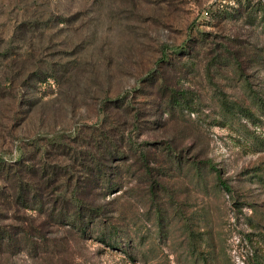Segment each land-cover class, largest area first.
I'll list each match as a JSON object with an SVG mask.
<instances>
[{
  "label": "rangeland",
  "instance_id": "rangeland-1",
  "mask_svg": "<svg viewBox=\"0 0 264 264\" xmlns=\"http://www.w3.org/2000/svg\"><path fill=\"white\" fill-rule=\"evenodd\" d=\"M247 3L264 7L0 0V162L15 175L0 174L14 235L0 264H264V18ZM91 158L101 190L83 183ZM76 189L113 242L55 220Z\"/></svg>",
  "mask_w": 264,
  "mask_h": 264
},
{
  "label": "trees",
  "instance_id": "trees-1",
  "mask_svg": "<svg viewBox=\"0 0 264 264\" xmlns=\"http://www.w3.org/2000/svg\"><path fill=\"white\" fill-rule=\"evenodd\" d=\"M245 6L246 8L244 9L243 12L247 13L248 19L252 20L255 17V15H252V14L256 10H258V12L261 11L262 18H264V7L259 6L257 8V5H249V3H247V5H244V7ZM165 103H166L165 106L168 103H170L171 105L180 106L183 103V96H179L178 94H176V92H174L171 94V97L165 101ZM53 144L56 145L55 143H52V142L50 143V145L54 146ZM167 150H168V147H167ZM91 155L93 154L91 153ZM109 155L111 157H114V153L112 152H109ZM91 160L93 161L95 168L94 169H90V168L84 169L86 171L87 178L86 180L83 181V183L85 184V186H87V185H90V183L94 184L95 182V184H97V186L99 187L97 188L101 190V185H102L103 180H105L104 181L105 187L108 186L109 184L107 183L108 179L106 178V173L102 168L103 166L105 167V165L98 164L97 161H94L93 158H91ZM202 165H203V168H208L215 173H219L218 169H216L209 162L203 163ZM23 169L29 172H32V169L30 166L24 167ZM0 174L4 177L9 176V179L15 178V175L12 173V167H9V165L3 162H0ZM39 176L45 178V185H49V184L51 185L56 181V177H55L56 172L51 171L50 169H47L46 167L41 168V172ZM108 182L110 181L108 180ZM219 182L222 188L229 191L228 187L225 185L224 182H222L220 177H219ZM24 185L26 187L25 183H21L19 179H17L16 187L18 189V193L15 196L16 198L15 200L19 203H24V205L27 206L26 200L22 196L23 193L21 192L22 189L24 188ZM81 188L83 190V187ZM26 189L27 191H29V196L31 195L29 199L32 200L33 206H35L36 210L40 211L43 206L41 197H38V194L35 193L34 190L32 191V189H30L28 186ZM80 189H76V191H74V193H72L69 196L59 195V199H61L60 200L61 207L59 209V212L55 215V220H57L58 222L59 221L68 222V224H70L72 228H74L78 233H81V236L89 234L88 236H90L91 238H95L102 242H106L108 244L110 242H113L109 239L111 238L110 237L111 235H109L110 231L109 232L107 231L110 227L108 225L105 226L106 223L102 221L104 220L102 210L99 207H93V208L90 207L91 209H88L87 207L85 208L84 207L85 205L80 200V196L77 195ZM1 193L2 191H0V194ZM68 212H72V213L69 214ZM99 218H101L102 220H99ZM102 226H105L104 229H101ZM89 230H90V233H89ZM111 230L112 232L115 231L113 228H111ZM13 239H14V235L12 234L11 231L6 230L5 228H0V244L4 241H7L8 243H10V241H12Z\"/></svg>",
  "mask_w": 264,
  "mask_h": 264
}]
</instances>
